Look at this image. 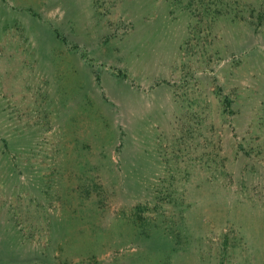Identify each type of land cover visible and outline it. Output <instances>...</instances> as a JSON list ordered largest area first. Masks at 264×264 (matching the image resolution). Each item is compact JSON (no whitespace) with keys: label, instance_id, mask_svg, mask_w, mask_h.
Listing matches in <instances>:
<instances>
[{"label":"rangeland","instance_id":"obj_1","mask_svg":"<svg viewBox=\"0 0 264 264\" xmlns=\"http://www.w3.org/2000/svg\"><path fill=\"white\" fill-rule=\"evenodd\" d=\"M0 264H264V0H0Z\"/></svg>","mask_w":264,"mask_h":264}]
</instances>
